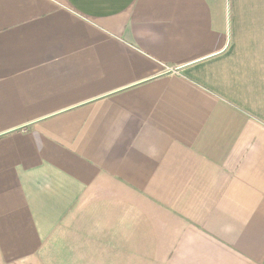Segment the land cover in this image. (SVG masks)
<instances>
[{"label":"crops","instance_id":"obj_1","mask_svg":"<svg viewBox=\"0 0 264 264\" xmlns=\"http://www.w3.org/2000/svg\"><path fill=\"white\" fill-rule=\"evenodd\" d=\"M0 264H264V0H0Z\"/></svg>","mask_w":264,"mask_h":264}]
</instances>
